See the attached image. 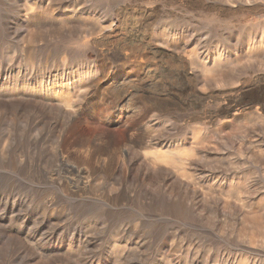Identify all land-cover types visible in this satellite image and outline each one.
<instances>
[{"label": "rangeland", "instance_id": "1", "mask_svg": "<svg viewBox=\"0 0 264 264\" xmlns=\"http://www.w3.org/2000/svg\"><path fill=\"white\" fill-rule=\"evenodd\" d=\"M47 1L0 0V65L7 57L4 50L9 46V57L13 56L14 62L22 66L29 63L31 66L37 65L38 69L45 64H59L62 54H67L68 61L80 65L77 68H82L80 70L83 72L86 65L83 67L82 60L88 52L92 54L91 70L104 67L107 73L116 74L107 83H97L98 87L90 94L82 92L77 98L80 100L78 104L81 103L87 109H84L75 129L68 133L69 138L80 134L91 142L111 130L117 137L116 146L129 144L132 138V146L142 148V152L150 159L159 157L161 164H165L163 156L171 150L170 144H167L171 142H174V149L179 147L197 148L205 152H228L232 148L234 139L231 127L224 128L222 123L234 113L232 107L235 104L244 106L248 103L243 94L233 93L234 88L230 83L216 82L215 71L229 66L228 62L235 55H243V50L251 42V30L254 27L259 29L263 14L254 16L247 12H237L219 18H206L200 0H70L68 4L79 3L83 9L77 14L68 12V15L63 13L58 16L47 11L42 18H24L25 4L38 7V4ZM20 22L24 24V34H36V43H30L28 38L22 42L23 38L19 40L13 37L14 29L12 33L7 29ZM172 36L177 41L183 39V52H175L166 46L168 37L172 39ZM196 39L206 42L207 47L197 48ZM81 43L84 47L80 46ZM217 45H222L219 51ZM24 46L28 49L27 54L21 56ZM29 52L33 53L35 63L28 61L26 55ZM195 52L203 62L206 73L192 66L191 59ZM217 56L225 58L214 64L213 60ZM242 62H234L233 72L231 69L228 72L230 77L231 74H243L245 62ZM68 72L64 78L70 77L71 82L75 74ZM36 78H33L34 81ZM6 79L4 75L0 76V84L7 82ZM13 93H4L5 99L13 96ZM61 106L55 99L41 98L38 109L47 121L41 119L38 125L29 124L28 133L21 130L25 125L20 122L12 123L9 129L8 126L0 125V135L5 136L7 129L11 130L9 136L13 143L6 157L0 154V198L5 200L4 196L14 198L15 195L26 198L23 218L3 214V208H0V264H123V254L129 259L154 256L149 261L156 262L164 247V232L172 223L156 221L167 212L156 209L155 198L159 195L160 200L166 199L164 206L167 209L173 201L184 200L185 191L181 192L174 178L168 182L162 172H154L149 162L136 159L132 153L129 156L131 176L124 178L119 173L120 176L113 175L110 180L101 172L104 169L102 160L110 161L109 155L100 156L97 162L95 157H98V153L91 152L89 156L83 157L75 152L82 147L73 146L76 154L70 153L65 159L58 158L57 140L64 123L58 115ZM93 109L96 115L92 114ZM160 111L166 116L165 130L178 127L181 124L178 120L182 118L187 125L182 134L166 141L163 148L156 147V136L166 133L153 129L156 119L152 118ZM52 117L59 119L58 130L49 129L48 122ZM142 121L152 126L151 129L144 128L145 132H150L149 137H143V129L140 128ZM192 126L203 129L207 140L203 145L200 141L196 145L192 140H186L190 138ZM32 128L35 129L30 138L33 140L38 137L36 147L32 149L37 150V154L35 159H24L18 155L28 151L25 147L29 143L28 134ZM215 131L223 140L217 139ZM184 140L186 142L183 143ZM205 145L208 149L204 148ZM227 157L230 160V156ZM16 159H22L23 162L18 164ZM188 160V163H192L194 157L190 156ZM63 161L83 173L86 170L84 178L96 183L91 184L84 193L69 192L59 185L68 176ZM209 164L205 160L197 166L206 168ZM218 166L216 164V168ZM22 167L32 169L25 178L26 185L13 180L16 175L12 171L18 175ZM194 167L196 165L193 164L185 166L189 170ZM94 168L101 172L102 179L99 181ZM117 182H127V185L118 191ZM207 185L224 186L225 182L221 178L211 179ZM230 194L234 196V192ZM245 196L253 198L251 191ZM46 197L51 201L48 204L44 201ZM82 198L86 199L87 205L81 203ZM251 207L249 211L264 217V194L254 196ZM85 210L88 212L86 215L82 214ZM235 210L238 213V206L232 200L230 211ZM231 222L226 227L229 230L239 224L237 220ZM245 224L247 227L248 223ZM93 226L99 227L93 231L92 245L84 249L83 243H80L83 237L78 236L86 227L91 230ZM134 226L139 228V236L131 239L120 233L121 229H133ZM55 227L57 239L49 244L43 241L39 234L52 231ZM232 237L235 238V233ZM92 253L94 256L90 257ZM156 263L160 264L159 261Z\"/></svg>", "mask_w": 264, "mask_h": 264}, {"label": "bare ground", "instance_id": "2", "mask_svg": "<svg viewBox=\"0 0 264 264\" xmlns=\"http://www.w3.org/2000/svg\"><path fill=\"white\" fill-rule=\"evenodd\" d=\"M67 1L70 3V0H56V2L48 0L45 3L38 4V7L25 4L23 16L26 19L33 20L42 18L46 15L47 11L61 16L63 13L67 14L68 12L77 14L83 9L79 7L81 4H75L74 2L68 4ZM200 3H203L202 9L206 18H219L225 14L237 12H247L254 16L263 14L264 16V0H200ZM62 9H65V11H62ZM23 26L24 24L20 22L15 27H8L7 29L11 33L12 29H14L15 33H12L13 37H18L19 40L23 38L22 42L24 38H28L30 43H36V34H24ZM260 29H262L261 32L259 31ZM55 31L56 29L52 34ZM81 33L83 32L81 31ZM175 39L173 36L172 39L168 37L166 46L175 52L179 50L183 52L181 46L183 39L179 38L178 41ZM250 40L251 42L243 50V55L239 57L235 55L238 61L245 62L243 74L241 75L239 71V74H231V77L228 75L230 74L228 73L229 69L233 72L232 66L234 62H238L235 57H232L233 59L228 62L230 65L225 66L223 70H216L214 76L216 82L226 81L230 83L234 88L233 93L243 94L248 103L244 106L242 104H235L232 107L235 110L234 113L222 123L224 128L231 127L230 130H232L234 139L233 146L229 148L228 152H223L222 150L205 152L197 148L181 149L178 147L174 149L172 148L174 142H171L167 143L170 144L171 150L163 156L165 164H161L159 157L150 159L148 155L142 152V148L132 146V138H130L129 144L116 146L117 137L111 130H107L101 137H95L91 142L85 140L83 135L80 134H75L72 138H69L68 133L73 130L76 123L82 118L84 109H87L81 103V105L78 104L80 100H77V98L80 97L82 92H85L86 95L90 94V92L98 87L97 83H107L110 81L111 76L116 75L107 73L104 67L95 68L96 71L91 70L93 61L90 57H92V54L88 52L85 53L82 60L83 67L86 65L83 72L80 70L82 68H77L81 67L80 65L68 61L67 54H62L58 60L59 64H45L43 67L36 69L37 65L31 66L27 63L25 66H22L23 64L14 62L15 58L13 56L9 57L11 49L8 46L4 50L7 56L6 60L4 59L0 65V76L4 75L7 78V82L0 84V125L8 126L9 129L12 127V123L17 124L20 122V124L25 125L21 130L28 133L27 127H29V124L34 123L33 125H38L41 119L47 121L45 115L38 109L39 100L41 98H45L46 100L55 99L59 102L60 106H63V108L62 106L59 108L61 112L58 115L62 117L64 122L59 130L60 134L57 140L56 150L58 158L65 159L70 153H80L81 156L87 157L91 152H94L98 153V157H95L97 161L100 156L109 155L110 161L106 162V159L102 160L104 162V169L101 172H104L106 178L110 180L113 175H119V173L123 174L124 178L131 176L129 174L131 173L132 164L129 156L132 153L136 159L149 162L154 172H162L167 177L165 179L168 182L174 178L181 192L185 191L186 197L182 196L184 200L173 201L171 207L167 209L164 206L166 199L160 200L159 195L155 198L156 209L161 212H167L165 215L162 214L163 216L160 218L157 215L159 219H156V221L165 224L167 222H169L168 224L172 223L167 228V231L164 232V247L159 252L160 257L156 259V262L159 261L160 264H264V217L262 214L249 211V208H252L251 204L254 196L257 197L264 194V182H262V179H264V19L258 30L256 27L251 30ZM193 41L194 37L191 39V42ZM196 41L197 48L207 47V43L201 39H196ZM81 44L80 46H83V43ZM219 46L217 45L218 51L222 48V45ZM23 48L25 50H22L21 56H24L23 54L25 53L27 54L28 49L25 46ZM32 52H29L26 57L28 56L30 63H35L33 62L35 58ZM224 58L215 57L213 60L214 64L220 63ZM191 60L192 66L196 70L206 73L204 64L199 59L197 52L194 53ZM67 71L75 74L72 76L73 81L71 82L70 77L68 79L64 78ZM13 72L15 75H13ZM98 73H100L99 76L95 78ZM35 77L38 78H36V81L33 79ZM7 91H13L14 95L5 99L4 93ZM71 109L73 111L68 113L67 111ZM91 112L93 115L97 114L94 112V109ZM4 115L10 116H6L5 120ZM54 117L49 119V129L58 130L60 127H58L59 119ZM152 118L156 119V126H153V129L157 128L159 132L163 131L166 133V135L159 134L156 136L158 140L157 144H155L156 147L163 148L166 141L172 140L179 133L182 134L187 126L186 120L182 118L178 120L181 123L178 127L165 130L167 120H165L166 116L161 111L158 114H154ZM2 120L5 122L3 123ZM150 127L152 126H149L145 121L140 123V128L143 129V137H149L150 132H145L144 128L151 129ZM35 128H32L28 134L29 143L25 147L28 151L18 155L24 159H35L34 156L37 154V150L32 149L36 147L35 144L38 141V137H33V140L30 138L32 137L31 132ZM8 129L5 136L0 135V154L4 157L11 152L13 145L12 139L9 136L11 130ZM190 130V138L186 140H192L196 145L199 141L201 145L207 141L202 128L192 126ZM214 134L217 139L223 140L219 133L215 131ZM73 146H81L82 148L75 150V153ZM204 148L208 149L206 145ZM190 156L194 157V162L192 163H188ZM227 156H230V160ZM205 160L210 162L206 168L197 166L198 163ZM16 162L20 164L23 160L16 159ZM215 163L220 166L216 168ZM191 164L196 165L193 170L185 168L186 165L189 166ZM63 165L66 168L65 170H67L68 176L62 182H59V185L64 186L69 192L84 193L91 184L96 183V181L84 178L83 174L86 173V170L83 173L82 170L67 165L65 161H63ZM93 170L96 171L95 174H98L97 180H101V172L97 168ZM12 172L16 175L13 178L15 182L26 185L25 178L28 173L32 172V169L31 167H22L20 171L18 170L20 172L18 175L15 171ZM220 178L225 182L224 186H220L221 184L216 186L207 185L209 180ZM126 183H115L119 185L118 191L125 188ZM64 191L66 192V190ZM248 191L252 192L253 196L251 197L253 198L245 196ZM230 192H234V196ZM4 198L5 200H1L0 198V208H3V214L8 213L11 216L14 215V217L20 218L25 217L26 206L24 200L26 198L16 195L14 198H11V196H4ZM87 199L90 200L89 198ZM232 200L238 206V213L236 210L235 212L230 211ZM44 201L45 204L46 202L47 204L51 202L47 197ZM81 203L87 205L86 199L82 198ZM83 213L86 215L88 212L85 210L82 211ZM179 220L182 222H179ZM236 220L239 222L237 227L235 226L230 230L226 228L228 225H231V221L235 222ZM245 223H248L247 227ZM97 227L93 226L91 230L86 227V230L80 233L79 236L77 235L79 238L80 236L83 237L82 241L80 240V243H83L82 248L86 249L92 245L94 240L92 234ZM120 233L131 239L140 235L139 228L136 226L133 229H121ZM233 233H235V238L232 237ZM56 234L57 228L55 227L52 231L39 234V236L49 244L57 239ZM93 256L94 254L92 253L90 257ZM150 257L146 259L139 257L129 259L123 254L121 256L122 259H120L123 264H157L153 261L151 263L149 261Z\"/></svg>", "mask_w": 264, "mask_h": 264}]
</instances>
